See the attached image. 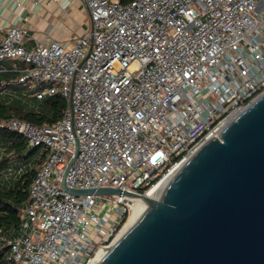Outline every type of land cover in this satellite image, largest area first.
Returning <instances> with one entry per match:
<instances>
[{"label":"built area","instance_id":"2783aa9c","mask_svg":"<svg viewBox=\"0 0 264 264\" xmlns=\"http://www.w3.org/2000/svg\"><path fill=\"white\" fill-rule=\"evenodd\" d=\"M44 1L61 2L32 3ZM82 2L90 26L67 40L36 37L17 23L4 34L0 28V60L10 64L0 71L20 73L1 81V93L21 84L37 99L60 93L66 101L52 123L0 121L41 148L20 233L0 237L18 264H95L141 201L64 189L76 141L69 188L160 197L204 144L264 94V0Z\"/></svg>","mask_w":264,"mask_h":264},{"label":"water","instance_id":"95a60500","mask_svg":"<svg viewBox=\"0 0 264 264\" xmlns=\"http://www.w3.org/2000/svg\"><path fill=\"white\" fill-rule=\"evenodd\" d=\"M75 195L138 196L147 207L98 264H264V94L209 140L153 198L115 187ZM161 154L155 155V158Z\"/></svg>","mask_w":264,"mask_h":264},{"label":"trees","instance_id":"16d2710c","mask_svg":"<svg viewBox=\"0 0 264 264\" xmlns=\"http://www.w3.org/2000/svg\"><path fill=\"white\" fill-rule=\"evenodd\" d=\"M129 3L133 0H120ZM21 65L23 63H20ZM10 66L0 60L2 66ZM20 76L19 72L0 71V86L2 80H9ZM15 95L3 96L0 90V121L12 117L24 119L37 125L52 123L62 117L66 106L62 94L46 96L42 99L33 97L30 93H21L18 85L10 86ZM40 147L30 146L27 139L19 132L0 127V175L13 166H21L32 161ZM42 158L34 159L35 165L17 176L13 185L0 184V237L14 236L20 233L21 208L29 201L30 186L33 181L36 167ZM9 246L0 240V264H18L7 258Z\"/></svg>","mask_w":264,"mask_h":264},{"label":"crops","instance_id":"0c3cea01","mask_svg":"<svg viewBox=\"0 0 264 264\" xmlns=\"http://www.w3.org/2000/svg\"><path fill=\"white\" fill-rule=\"evenodd\" d=\"M83 5L82 0L44 1L40 5H34L32 0H6L0 8V28L4 34L10 24L17 23L26 26L36 37L49 33L67 40L71 34L81 33L86 28L80 15Z\"/></svg>","mask_w":264,"mask_h":264},{"label":"rangeland","instance_id":"374dc122","mask_svg":"<svg viewBox=\"0 0 264 264\" xmlns=\"http://www.w3.org/2000/svg\"><path fill=\"white\" fill-rule=\"evenodd\" d=\"M80 15L82 18L81 22L86 25V28H88L90 26L89 15L84 5L81 8ZM27 46L31 47L32 45L29 44ZM18 86H20L21 88V93L26 97L25 94H27V90H28L27 87H24L21 84ZM5 89L6 88L4 87L3 88L4 94H2L3 96L15 95L14 91L11 90L10 88L7 90ZM40 151H41V148L38 149L37 153L34 154L32 161H30L29 163L22 164L21 166H13L10 169H8L4 174L0 175V184L5 185L7 187L10 185H13L15 181L17 180V176H19L22 172L26 171L28 168L35 165L34 159L39 156Z\"/></svg>","mask_w":264,"mask_h":264},{"label":"bare ground","instance_id":"6f19581e","mask_svg":"<svg viewBox=\"0 0 264 264\" xmlns=\"http://www.w3.org/2000/svg\"><path fill=\"white\" fill-rule=\"evenodd\" d=\"M151 197L157 198L159 197V193L154 194L152 193V195H150ZM147 207V204L141 200L140 202L138 201V204L135 206L134 211L131 215V217L129 218V220L127 221V223L125 224L121 234H120V238L135 224V222L141 217V215L144 212V209ZM119 238V239H120ZM108 250H105L103 253H100L98 255V257L95 259V264H97L106 254Z\"/></svg>","mask_w":264,"mask_h":264}]
</instances>
